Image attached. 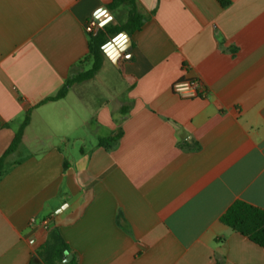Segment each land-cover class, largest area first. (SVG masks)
I'll list each match as a JSON object with an SVG mask.
<instances>
[{
	"label": "crops",
	"instance_id": "crops-1",
	"mask_svg": "<svg viewBox=\"0 0 264 264\" xmlns=\"http://www.w3.org/2000/svg\"><path fill=\"white\" fill-rule=\"evenodd\" d=\"M111 2L0 0V158L31 113L0 175V264L62 245L59 264H264L221 222L237 201L264 210V0H136L118 59L134 87L101 77L105 54L45 102L84 71L87 22L127 20Z\"/></svg>",
	"mask_w": 264,
	"mask_h": 264
},
{
	"label": "trees",
	"instance_id": "trees-1",
	"mask_svg": "<svg viewBox=\"0 0 264 264\" xmlns=\"http://www.w3.org/2000/svg\"><path fill=\"white\" fill-rule=\"evenodd\" d=\"M109 10L113 13L126 10L127 20L122 23L117 22L116 24L112 22L103 27L97 36H89V54L79 66L81 67L91 62L92 68L85 72H79L76 77L69 79L55 97L47 99L45 102L62 100L67 96L72 84L94 78L103 67L106 58L103 46L122 32H126L129 36H132L135 32L142 29L145 17L138 11L136 0H112ZM118 69L121 75L128 81L130 89H132L135 85L134 77L126 75L120 63H118ZM30 114V112L27 114L11 146L0 158V175L4 171L6 159L17 151L23 140L25 129L30 122ZM117 140L101 141L100 145L107 150H112L113 147L110 144ZM221 222L264 249V210L243 201H237L222 216ZM65 251V245L48 250L47 255L45 254V264H59L63 262Z\"/></svg>",
	"mask_w": 264,
	"mask_h": 264
},
{
	"label": "built area",
	"instance_id": "built-area-1",
	"mask_svg": "<svg viewBox=\"0 0 264 264\" xmlns=\"http://www.w3.org/2000/svg\"><path fill=\"white\" fill-rule=\"evenodd\" d=\"M101 29L102 26L96 19L89 20L85 26L86 33L93 37L97 36ZM199 87L200 81L198 80H182L174 84L173 90L184 98H194L198 96ZM31 222L35 223L34 220ZM45 225L46 223H42V226Z\"/></svg>",
	"mask_w": 264,
	"mask_h": 264
},
{
	"label": "water",
	"instance_id": "water-1",
	"mask_svg": "<svg viewBox=\"0 0 264 264\" xmlns=\"http://www.w3.org/2000/svg\"><path fill=\"white\" fill-rule=\"evenodd\" d=\"M122 44L124 45L121 46ZM131 44V37L126 32H122L118 36L113 38L110 42H108L106 45H104L103 51L112 59L115 64H117L118 59L123 53L127 54L128 58L131 57Z\"/></svg>",
	"mask_w": 264,
	"mask_h": 264
},
{
	"label": "rangeland",
	"instance_id": "rangeland-1",
	"mask_svg": "<svg viewBox=\"0 0 264 264\" xmlns=\"http://www.w3.org/2000/svg\"><path fill=\"white\" fill-rule=\"evenodd\" d=\"M120 15H122V17L125 16V12L121 13ZM122 17L120 16L118 18V20H119L118 22L119 23H121L122 20L123 21L126 20V17L124 19H122ZM118 63H120V62L118 61ZM118 63H117V65L114 62L109 64V66H108L109 69L108 70L100 72L101 77L102 78H110V79L113 78L114 76L118 77V75L120 73V71L118 69ZM91 68H92V63L91 62L87 63L84 66V72L90 70Z\"/></svg>",
	"mask_w": 264,
	"mask_h": 264
}]
</instances>
